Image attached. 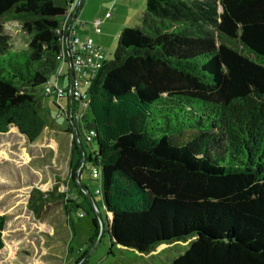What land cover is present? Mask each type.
I'll return each instance as SVG.
<instances>
[{"label": "trees", "instance_id": "1", "mask_svg": "<svg viewBox=\"0 0 264 264\" xmlns=\"http://www.w3.org/2000/svg\"><path fill=\"white\" fill-rule=\"evenodd\" d=\"M70 1L0 0V130L43 121L38 96L66 52ZM2 20L22 23L26 48H11ZM89 98L94 138L76 128L96 148L79 176L88 163L100 172L112 248L148 254L190 238L171 264H264V0H147ZM69 120L72 184L93 214L94 245L100 222L76 182L83 151Z\"/></svg>", "mask_w": 264, "mask_h": 264}, {"label": "rangeland", "instance_id": "2", "mask_svg": "<svg viewBox=\"0 0 264 264\" xmlns=\"http://www.w3.org/2000/svg\"><path fill=\"white\" fill-rule=\"evenodd\" d=\"M2 22L11 48H26L30 38L22 23ZM113 55L114 52L112 58ZM58 72L57 65L49 83L53 84ZM63 85L66 87L65 82ZM89 88L84 90L87 95ZM38 100L41 103L38 113L43 121L30 120L33 117L27 116L23 124L32 127L27 129L28 133L16 124L0 130V215L6 218L0 264H75L84 253L88 254L86 264H171L183 254L194 239L163 243L148 254L118 246L112 248L108 235L90 244L93 214L72 184L73 134L68 130L67 117L55 106V94L49 97L41 94ZM83 114L80 130L84 137L85 127L93 116L88 110ZM83 137L82 145L90 154L96 143L91 148ZM91 172L88 163L79 182L96 195L100 183L92 178ZM95 198L103 214L101 198L97 195ZM48 208L51 209L47 211Z\"/></svg>", "mask_w": 264, "mask_h": 264}, {"label": "crops", "instance_id": "3", "mask_svg": "<svg viewBox=\"0 0 264 264\" xmlns=\"http://www.w3.org/2000/svg\"><path fill=\"white\" fill-rule=\"evenodd\" d=\"M78 2L79 0H72V5H69V3L67 4V2L65 3L67 6V14L61 21L62 26L64 25L67 27V23L75 7L78 5ZM146 9L147 0H83L73 23L78 27L77 32L81 40L89 38L93 41L95 46L103 50L104 61L107 64L109 61L108 59L111 60L112 54L116 50L123 29L138 24L139 18ZM108 13L111 14V18L106 17ZM99 21L101 22V33H97L95 27V22ZM59 63L58 76L53 83H56L65 90H69V64L65 62V60ZM63 82L66 83V87L63 85ZM68 102V98L63 100L64 105H68ZM80 198L83 199L82 197ZM101 202L103 205L102 198Z\"/></svg>", "mask_w": 264, "mask_h": 264}, {"label": "built area", "instance_id": "4", "mask_svg": "<svg viewBox=\"0 0 264 264\" xmlns=\"http://www.w3.org/2000/svg\"><path fill=\"white\" fill-rule=\"evenodd\" d=\"M107 18H111V14L106 15ZM100 21L95 22L96 32L101 33ZM65 35L66 26H62ZM77 25L72 23L69 30V51L63 52L58 56L59 62L64 61L68 63L69 59L72 61L73 77L70 80V87L72 91V99L74 100L75 108L72 109L73 103L71 102V107L69 105H64L62 99L66 98L69 94V90L59 87L56 83H47L44 87L45 95L55 94V98L58 104L61 106V112H64L66 117L72 118L75 124L80 125L83 121L84 110L89 109L90 98L89 95L84 91L86 88L91 87L94 80H96L99 71L106 66L104 61L103 50L93 43L89 38L81 40L77 32ZM67 50V49H66ZM73 110V112H72ZM68 112L70 115L68 116ZM94 138V133L90 132L87 135L86 140L91 141ZM92 178L94 180H99L100 172L99 170L92 171ZM100 194V190L97 191ZM83 215L81 214V217Z\"/></svg>", "mask_w": 264, "mask_h": 264}, {"label": "water", "instance_id": "5", "mask_svg": "<svg viewBox=\"0 0 264 264\" xmlns=\"http://www.w3.org/2000/svg\"><path fill=\"white\" fill-rule=\"evenodd\" d=\"M82 2H83V0H79L78 5L75 7V9H74V11L72 13V16L70 17V20L67 23V27L65 29L64 43H65L67 52L69 51V38H68L69 30H70V27H71L72 23L74 22L75 18L77 17V12H78L79 7H81ZM69 5H72V0L69 2ZM68 64H69L68 66H69V76H70L69 80H72L73 70H72V66H71L72 65L71 59H69ZM71 94H72V91H71V88H70L69 89V94H68V101H69L70 107H71V102H72V95ZM69 121H70L69 124L71 125V127L73 129V133L76 136V140H77V142L79 144V147L83 151L82 152V156H83L82 157V162H81V166L79 167V170H78L77 181L76 182H77L79 188L82 190V192L86 195V198L88 199V202L92 206L93 211L96 213V215L98 217V220L100 222V225H99L100 235H99V239H97L99 241L100 239L103 238V236H105V228H104V221H103V218H102V214L99 212L100 210L95 205V203H94V201L92 199V195L90 194V192L85 190V188L79 182L80 181L79 171H80L81 167H83L84 164H85V160L87 158V153H86L87 151L84 149V147H83V145L81 143V140L79 139L80 137L78 136L77 128H76V124H75L74 120L70 117ZM87 257H88V254L84 257L83 261L80 264H84V262L86 261Z\"/></svg>", "mask_w": 264, "mask_h": 264}]
</instances>
